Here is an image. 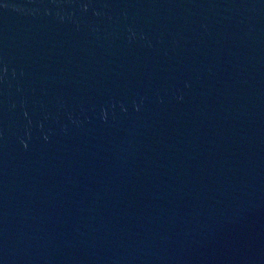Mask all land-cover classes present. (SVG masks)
Listing matches in <instances>:
<instances>
[{"label": "water", "instance_id": "1", "mask_svg": "<svg viewBox=\"0 0 264 264\" xmlns=\"http://www.w3.org/2000/svg\"><path fill=\"white\" fill-rule=\"evenodd\" d=\"M0 264H264V0H0Z\"/></svg>", "mask_w": 264, "mask_h": 264}]
</instances>
